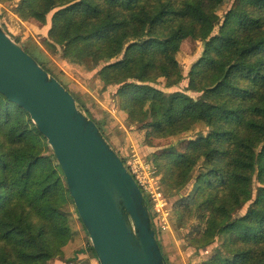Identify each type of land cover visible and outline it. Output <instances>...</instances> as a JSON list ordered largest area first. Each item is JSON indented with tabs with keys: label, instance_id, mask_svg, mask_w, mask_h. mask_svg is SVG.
Masks as SVG:
<instances>
[{
	"label": "trees",
	"instance_id": "trees-1",
	"mask_svg": "<svg viewBox=\"0 0 264 264\" xmlns=\"http://www.w3.org/2000/svg\"><path fill=\"white\" fill-rule=\"evenodd\" d=\"M229 1L19 0L13 11L42 26L53 12L43 41L62 59L96 71L104 88L117 86L120 112L140 125L147 142L208 127L207 135L185 139L184 151L171 147L161 155L162 184L178 197L171 221L182 229L198 219L190 242L202 249L219 238L198 264H264V0H232L217 17ZM188 38L204 50L187 90L206 100L181 90L148 92L160 79L170 88L186 78L177 54ZM15 41L71 91L41 45ZM90 117L107 138L103 122ZM199 178L194 201H187L182 191ZM74 218L88 234L47 139L0 93V264L70 261L65 248L75 239ZM89 251L100 264L92 244Z\"/></svg>",
	"mask_w": 264,
	"mask_h": 264
},
{
	"label": "water",
	"instance_id": "water-1",
	"mask_svg": "<svg viewBox=\"0 0 264 264\" xmlns=\"http://www.w3.org/2000/svg\"><path fill=\"white\" fill-rule=\"evenodd\" d=\"M0 93L47 139L100 264H168L145 196L97 123L0 23Z\"/></svg>",
	"mask_w": 264,
	"mask_h": 264
},
{
	"label": "rangeland",
	"instance_id": "rangeland-1",
	"mask_svg": "<svg viewBox=\"0 0 264 264\" xmlns=\"http://www.w3.org/2000/svg\"><path fill=\"white\" fill-rule=\"evenodd\" d=\"M18 2L19 0L6 4L0 3V23L6 28L13 39H18L24 45H28L30 42L43 43V39L47 36L51 25L53 12L48 14L47 24L45 26H42L35 20L22 21L13 11V8ZM231 2L232 0L218 10L217 17H221L229 9ZM203 50L204 45L201 41L192 38L184 40L177 54V59L186 78L177 87L170 88L165 87V79H160L156 85L149 86L147 89L148 92H153L154 87L161 88L167 92L181 90L195 97L200 96V99L206 100L203 94L198 95L193 93L192 90H187V88L192 89L190 77L191 68L202 56ZM121 55L122 52L120 49L112 54L110 60L114 61L116 58H120ZM51 57L56 65V72H63L65 77L69 79V89L78 96L86 109H88V113H86L103 122L108 141L113 145L121 158L126 163L130 161L134 163L137 159L141 160L145 165L150 166V171H155L160 176L162 183L163 176L159 171V167L162 164V153L171 147H174L176 151H184L187 144L184 142L185 139L188 140L205 136L209 132L208 127L204 124H197L194 130L188 133L169 138H156L149 143L145 139V131L139 128L140 125H130L126 122V115L120 112L119 101L116 96L117 86L104 88L98 75H96V71H85L80 66H67L65 60L59 54H52ZM67 72L71 75L69 76ZM263 148H260V153H262ZM261 158L260 162L262 163L263 157ZM200 183V178L195 179L182 191L187 201H194ZM163 190L165 194L170 196V211L172 217L174 203L178 200V197L171 196L167 193L164 185ZM150 209L152 212V207ZM246 209L247 206L244 208V211ZM74 223V230L76 231L75 239L65 248V258L71 260L66 262L59 259H52L48 264H97L92 253L89 251V245L91 244L89 235L86 234L76 218H74ZM198 227H201L199 220L190 219L185 228L175 229L176 227L174 225V237L163 238L168 243L167 247L164 245V250L170 264H194L195 262L197 264L202 253L205 254L206 250L213 249L219 245V238L212 245L208 246V249H202L200 248L201 246L192 245L190 238L196 235ZM157 234L160 240L162 232L157 230Z\"/></svg>",
	"mask_w": 264,
	"mask_h": 264
},
{
	"label": "built area",
	"instance_id": "built-area-1",
	"mask_svg": "<svg viewBox=\"0 0 264 264\" xmlns=\"http://www.w3.org/2000/svg\"><path fill=\"white\" fill-rule=\"evenodd\" d=\"M129 171L136 179L144 196H148L152 207L153 225L160 232L171 229L170 196L164 193L160 176L155 171H150V166L141 160L125 163ZM150 209V208H149ZM151 211V210H150Z\"/></svg>",
	"mask_w": 264,
	"mask_h": 264
},
{
	"label": "crops",
	"instance_id": "crops-1",
	"mask_svg": "<svg viewBox=\"0 0 264 264\" xmlns=\"http://www.w3.org/2000/svg\"><path fill=\"white\" fill-rule=\"evenodd\" d=\"M46 37V36H45ZM44 37V38H45ZM37 44H39V45H41L42 47H43V49L51 56L52 54H54V55H58L56 52H55V49L54 48H52L47 42H45V41H43V43H37ZM65 60V59H64ZM65 62H66V64H67V66L68 65H72V66H74V67H76V66H79V65H76V64H72V63H70V62H68V61H66L65 60ZM68 68H70V67H68ZM68 74H69V72H67ZM71 74H69V76H70ZM174 224L172 223V221H171V229L170 230H168V231H166V232H163L162 233V236L160 237V244H161V246H162V250L164 251V253H165V250H164V245H166V247H167V245H168V243H167V241H165V240H163V238H165V237H168V238H170V237H174ZM176 229V228H175ZM209 248V247H208ZM208 248H206V249H208ZM211 250L212 249H208V250H206V252H205V254L204 253H202L201 254V258L199 259V263L201 262V261H203V260H205L206 259V257L210 254V252H211ZM166 254V253H165ZM194 264H196V262L194 263ZM198 264V263H197Z\"/></svg>",
	"mask_w": 264,
	"mask_h": 264
}]
</instances>
